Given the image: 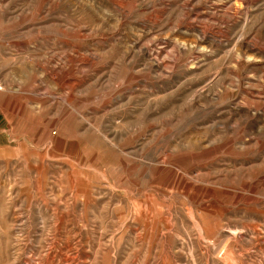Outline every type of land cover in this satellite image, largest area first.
<instances>
[{
	"label": "rangeland",
	"instance_id": "1",
	"mask_svg": "<svg viewBox=\"0 0 264 264\" xmlns=\"http://www.w3.org/2000/svg\"><path fill=\"white\" fill-rule=\"evenodd\" d=\"M0 264H264V0H0Z\"/></svg>",
	"mask_w": 264,
	"mask_h": 264
},
{
	"label": "bare ground",
	"instance_id": "2",
	"mask_svg": "<svg viewBox=\"0 0 264 264\" xmlns=\"http://www.w3.org/2000/svg\"><path fill=\"white\" fill-rule=\"evenodd\" d=\"M207 34V33H206ZM195 38H196V40H197V42H198V44L199 43H201L202 41H204L205 40V33L204 32H202L201 30L199 31H197V33H196V36H195ZM209 39V38H208ZM212 39V38H211ZM207 40V39H206ZM207 41H209V42H206V44H207V46L208 47H212L213 46V43L211 42V40L209 39V40H207ZM249 50V49H248ZM247 50V51H248ZM250 51V50H249Z\"/></svg>",
	"mask_w": 264,
	"mask_h": 264
}]
</instances>
